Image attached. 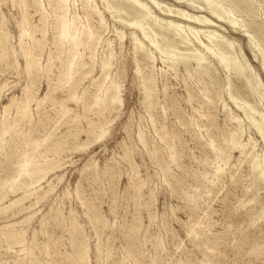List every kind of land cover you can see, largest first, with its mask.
I'll list each match as a JSON object with an SVG mask.
<instances>
[{
	"label": "rangeland",
	"instance_id": "374dc122",
	"mask_svg": "<svg viewBox=\"0 0 264 264\" xmlns=\"http://www.w3.org/2000/svg\"><path fill=\"white\" fill-rule=\"evenodd\" d=\"M144 1L187 30L213 20L243 76L207 53L199 80L170 32L161 51L135 28L140 47L113 0H0V264H264V140L239 106L264 117V0H214L245 28L202 0ZM236 128L250 152L228 144Z\"/></svg>",
	"mask_w": 264,
	"mask_h": 264
},
{
	"label": "bare ground",
	"instance_id": "6f19581e",
	"mask_svg": "<svg viewBox=\"0 0 264 264\" xmlns=\"http://www.w3.org/2000/svg\"><path fill=\"white\" fill-rule=\"evenodd\" d=\"M52 1V0H50ZM116 5L118 7H120L122 11H125L129 16L130 19L128 21H124L127 26H132L134 30H132V35L134 38L135 43L139 44L140 47H143V42L137 37L136 35V31L135 28L140 29V31H142V35L144 36V38H147L148 41L150 42V44H152L153 46L159 48L161 51L162 49H165L164 47H171L173 45V39H168V41L165 44H162L160 42V40H158L157 38H155L157 35H160L161 37L166 36V32H170L171 35L173 37L178 36L179 40L182 44L185 45V49L186 52H180L178 53V60L182 61L184 63V65L188 68V70H192L194 69L195 73L198 75L199 80H201V78H203V75L205 73H209V68H210V64H211V60H209L210 58L207 57V53H211L216 60L223 66V68H225V70H227V72L230 70H233V72L237 75H241L243 76V74L245 73V68H248L246 65H244L243 63H241L238 60V55L236 54V52L233 50V44L232 41L228 40L224 35L218 33L216 31V29H211L210 25L213 23V20H211L210 18H208L205 14L202 13H191V15H189V21L191 22V26L189 27V29H185V25L179 24V18L176 21V17H174L173 15H169L170 17H174L175 19L172 20H168L165 17H160L156 14V12H154V10H152L151 6L148 5V3L144 0H113ZM180 1V0H179ZM184 2L187 1L189 5H191L192 7H197V5L195 3L200 2L199 0H183ZM206 1V2H205ZM230 1L231 6L233 7L234 10L237 11H241L244 10L248 7H250V3L248 1L245 0H228ZM152 2L154 3L155 6H157L159 8V10L162 11H172L170 9H166L164 4H166L163 0H152ZM181 2V1H180ZM186 2V3H187ZM203 3L206 4L207 8L210 10V12H212L213 15L217 16L218 19L220 20H224L226 23H228L229 25H231L234 28H237V26L239 25L236 18L232 17L231 15H233L234 12H232L231 10L227 11L228 15L226 16L224 13H226V11H221L220 8L218 7V3H215L214 0H202ZM83 4V3H82ZM85 4L86 9L87 7H90V9L95 8L94 6H92L90 4V0H85ZM64 5V4H63ZM59 6V5H58ZM68 6V5H67ZM168 6V5H166ZM54 7V6H53ZM156 7V8H157ZM60 8H62L60 6ZM172 8V7H171ZM55 9V8H54ZM67 9V8H66ZM173 9V8H172ZM57 10V9H56ZM177 10V9H176ZM182 10V9H181ZM58 11V10H57ZM66 11V10H63ZM90 11V10H89ZM93 11V10H91ZM119 11V10H118ZM174 11V10H173ZM172 11V12H173ZM120 12V11H119ZM176 12L181 13L180 10H177ZM175 12V13H176ZM85 13V11H84ZM95 13V12H94ZM186 13V12H185ZM65 14V13H64ZM63 14V15H64ZM86 14V13H85ZM91 14V13H90ZM96 14V13H95ZM59 15V14H58ZM62 15V14H61ZM75 15V14H74ZM72 15V17L74 16ZM89 15V14H88ZM93 15V13H92ZM162 15V14H161ZM165 15V13L163 14ZM168 15V14H166ZM177 15V14H176ZM188 15V14H186ZM25 16V14H24ZM68 16V15H67ZM184 16V15H183ZM60 17V16H59ZM63 17V16H62ZM65 17V16H64ZM78 17V16H77ZM89 17V16H88ZM91 17V16H90ZM169 17V18H170ZM188 17V16H187ZM92 18V17H91ZM120 18V17H119ZM181 18V17H180ZM26 19V18H24ZM61 19V18H60ZM58 19V20H60ZM72 19V18H71ZM74 19V18H73ZM72 19V20H73ZM99 19V17H98ZM102 19V18H100ZM183 19V18H182ZM69 20V19H68ZM186 20V19H185ZM90 21V20H89ZM183 21V20H182ZM74 22V21H73ZM72 22V23H73ZM88 22V21H86ZM187 22V21H186ZM189 22V23H190ZM60 22H58L59 24ZM62 23V22H61ZM68 24V23H66ZM65 23H63V28L64 31L66 32L69 29V26L66 25ZM185 24V22H184ZM83 25V24H82ZM187 25V24H186ZM250 25V22H244L242 23L241 27L245 28L248 27ZM84 26V25H83ZM240 27V28H241ZM74 28V27H73ZM242 29V28H241ZM25 30L27 31V29L25 28ZM71 30V29H70ZM82 30V29H81ZM75 31V30H74ZM77 31V30H76ZM79 31V30H78ZM203 31L206 35L205 39L208 40L207 44L204 43V40L201 39L200 37V32ZM153 34H151V33ZM256 32H264V28H257ZM26 33V32H25ZM76 33V32H75ZM23 34V33H22ZM249 34V33H248ZM72 35V34H71ZM93 35V34H92ZM203 35V36H204ZM121 36H123V32L121 33ZM132 37V36H131ZM254 37V36H253ZM253 37L251 34L248 35V41L250 43V46L252 47V50L256 53V49H255V43L253 41ZM80 38V37H79ZM132 38V39H133ZM62 39V38H61ZM72 39V38H71ZM70 39V40H71ZM81 40V39H80ZM73 41V40H72ZM133 41V43H134ZM75 42V41H73ZM82 43V42H81ZM73 44V43H72ZM139 47V48H140ZM137 49V48H136ZM152 53V52H151ZM165 57V56H163ZM170 59V58H169ZM73 60H75V57L73 58ZM173 60V59H172ZM194 61L195 66L190 69V62ZM213 61V60H212ZM71 65H73L71 63ZM106 66V65H105ZM108 66V65H107ZM171 66H174V64L172 63ZM72 68V66H71ZM71 71V70H70ZM67 73V72H66ZM195 74V75H196ZM196 75V76H197ZM247 75V74H246ZM245 75V78L247 77ZM149 77V76H148ZM249 80V78H246ZM230 82V81H229ZM205 85V84H204ZM207 85V84H206ZM201 90L203 92L204 95H206L207 91L205 92V89L208 87L205 86H201ZM115 91L114 93H112L108 99V103L111 104H119L121 103V99L120 96L118 95L117 92V86L115 85ZM209 88V87H208ZM109 89V88H108ZM107 89V90H108ZM147 89V88H146ZM149 89V88H148ZM147 89V90H148ZM202 94V93H201ZM207 97V95L205 96ZM230 97L238 104L237 102V98L236 96H234V94L231 93ZM209 98V97H207ZM250 104V103H249ZM248 102L243 101L241 104H239V106L243 109V111L245 112L246 116L248 117V119L250 120V122L254 125V127L256 128V130L259 132L260 136L262 137V139L264 140V117H261L260 119H258L255 114L253 112H256V109L254 107H252V105H249ZM253 111V112H252ZM25 113V112H24ZM25 115V114H24ZM241 124V123H240ZM240 128V127H239ZM241 129V128H240ZM228 144H230L231 148H238L241 152H250L253 149V144L250 146V148H248L247 150H245L246 146H247V142H244L241 139L240 134L238 133V129L236 128L234 130V132L231 134L229 140H228ZM229 147V148H230ZM228 148V149H229ZM1 149V148H0ZM230 151V150H229ZM232 151V150H231ZM227 153V151H226ZM225 153V154H226ZM251 154L253 156V165H252V169L254 174V179H253V183L252 184H257L258 181H264V170L263 168L260 166V159H257V155L254 154L251 151ZM229 159V156H228ZM25 161V160H24ZM28 164V163H27ZM33 165V164H32ZM45 169V168H44ZM34 170V169H33ZM24 171V170H23ZM35 171V170H34ZM37 171V170H36ZM35 171V172H36ZM34 172V173H35ZM42 172V169H41ZM47 172V171H46ZM23 173V172H22ZM33 173V174H34ZM44 173V172H43ZM45 175V174H44ZM236 175V174H235ZM30 177V175H29ZM38 180V179H37ZM32 183V182H31ZM24 184V183H23ZM176 187V186H175ZM184 191V190H183ZM51 207V206H50ZM44 215V214H43ZM41 221V220H40ZM24 241V240H23ZM240 241V240H239ZM12 247V246H11ZM84 250V249H83ZM82 250H80L81 252ZM86 251V250H85ZM13 253V252H12ZM82 253V252H81ZM30 254V253H29ZM79 254V253H78ZM81 255V254H80ZM83 255V254H82ZM84 256V255H83ZM87 256V255H86ZM24 257V256H23ZM81 258V256H80ZM83 258V257H82ZM81 258V259H82ZM83 260V259H82Z\"/></svg>",
	"mask_w": 264,
	"mask_h": 264
}]
</instances>
